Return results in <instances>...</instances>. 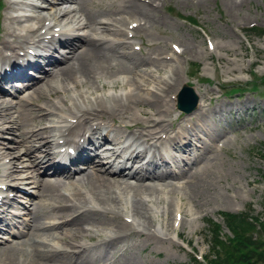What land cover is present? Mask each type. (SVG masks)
<instances>
[{
  "label": "bare ground",
  "instance_id": "bare-ground-1",
  "mask_svg": "<svg viewBox=\"0 0 264 264\" xmlns=\"http://www.w3.org/2000/svg\"><path fill=\"white\" fill-rule=\"evenodd\" d=\"M234 1L229 5L233 9L238 6ZM163 2L164 0H123L121 6L113 9L110 18L102 21L98 20L97 13L89 10L86 0H43L42 6H30L39 10L36 15L31 16H17L8 11L5 20L15 21L19 28L8 27L1 30L3 37H0V68L24 70L26 66H31L44 76L49 93H45L43 87L38 88L41 81L32 77L29 70L19 75L13 72L5 74L1 77L2 81L10 83L16 76L15 78L23 80L20 92L33 91V97L39 95L45 98L48 95L56 100H46L35 115L16 110L18 118L13 120L11 132L20 131V141L10 144L8 151H5L7 147L1 148L4 141H0V184H8L13 189L17 185L15 180L20 176V181L33 184L38 196L37 200L30 197L24 206L17 207V212L10 216L6 215V206L13 207L12 200L0 201V244L9 245L6 248L0 247V264H101L103 256L115 246L114 242L126 237L130 226H135L133 222L137 224L139 231L149 230L154 236H164L175 243L178 242L175 235L180 239L179 232H175L174 236L163 233L159 224H152L156 214L163 215L168 211L166 213L170 216L174 212L175 221L178 218L184 221L189 214L192 217L195 215L191 209L193 206L185 210L182 205L174 203L175 199L166 200L167 197H162V194L166 193L165 189L168 187L179 192L178 190L186 185L190 191L188 202L201 201L203 189H209L210 186L208 176L215 166L213 161L218 160L219 152L223 153V149L219 150L216 146L214 148L219 142L216 141L219 133L213 126L218 116L223 120L227 119V114L233 110L234 104L218 102L212 106L213 98L209 97L210 92H206L203 97H199L195 117L184 120L175 127L168 119L171 116L170 104L176 101L167 98L173 93L175 95L182 85L179 63L176 65L168 59L164 60V57L161 58L163 47L157 50L154 59L147 56L137 57L135 52H120L114 51L113 47L107 48L110 45L118 48L128 46V35L133 31L142 32L147 36L146 26L151 20V12ZM61 4L75 6L58 10ZM16 5L17 2L11 1L8 10L16 9ZM44 9L51 12H45ZM63 16L69 20L65 24L70 29V35L59 44L56 55L60 56V61L67 63L66 65L55 66L57 56L45 57L46 64L41 65L27 54H17L18 50L35 47L36 42L30 38V34L35 32L32 19L41 23L53 20L62 23ZM117 16L121 18L117 19ZM153 19L155 21L156 18ZM132 23H136V26L129 29L128 25ZM125 25L126 28L123 29ZM88 28L91 29L89 35L85 33ZM110 35L113 37H105ZM120 35L125 36L124 40L117 39ZM183 46L184 53H194L195 47L191 44ZM5 51L8 53L5 54ZM34 56L38 55L35 53ZM69 61H72L71 65ZM224 61L230 62L228 58ZM46 66H49L48 70ZM139 66H153L157 71H165L163 76H157L153 74L152 69L143 71L138 69ZM60 73H65L61 79V90L51 84ZM117 73L127 74L122 86L129 88V91L109 96L107 99L99 96L92 98L100 89V86L95 84L98 79L104 76L111 79ZM71 82L73 87L69 85ZM17 83H20V80ZM112 84L115 86V83ZM14 87L15 85L12 88ZM15 91L14 88L11 92L19 95ZM5 92L6 89L1 87L2 123L13 117L11 113L12 109H15L13 103L3 97ZM59 95L61 96L57 97ZM31 99L30 95L23 98L22 102L30 104ZM205 102L208 104L203 105ZM147 107L149 110L145 109ZM53 118L58 120L49 127L37 129L35 125L31 126L35 121L41 124L42 121ZM123 131H128V135L134 139L144 138L148 143L146 150L134 152L128 149L131 145L123 146ZM112 132L115 136L110 135ZM2 133L7 135L4 129H0V137L3 136ZM213 135L217 136L215 141L211 140ZM205 136L210 139L206 148L208 152L204 150ZM105 141H109L111 146H102ZM34 142L39 145L36 147ZM227 142L229 147L232 142ZM164 145H170L171 153L168 156L159 151ZM70 147L76 156L74 155L65 167L61 162L55 161L53 149L65 148L67 151ZM108 148L114 150L117 158L125 159L126 165L113 169L111 164L103 162L98 151ZM197 149L202 150L201 155L192 156L194 159L189 168L181 167L175 170L166 163L168 157L176 159L173 151L190 156L192 151ZM11 156H14L13 159ZM25 159L31 162V166L21 169L18 164ZM182 161L187 160L182 158ZM44 175H47L46 178L42 177ZM169 192L171 193V190ZM153 196L155 198L151 202L149 198ZM180 201L183 202L181 199ZM130 202L133 205L128 210ZM23 216L30 217V220L24 219ZM49 216H54V220L43 222V219ZM126 217L132 218V224L122 222ZM164 220V229L170 231L172 218ZM84 223H93L92 226L96 225L98 233L101 234L106 230L112 232L107 233L99 244L84 247L77 241L81 236L88 234L89 229L83 226ZM98 233L90 237L99 236ZM179 241L185 243L183 239ZM54 242H61L63 246L59 247ZM62 255L69 258H60ZM105 261L107 260L104 258L103 263Z\"/></svg>",
  "mask_w": 264,
  "mask_h": 264
},
{
  "label": "rangeland",
  "instance_id": "rangeland-1",
  "mask_svg": "<svg viewBox=\"0 0 264 264\" xmlns=\"http://www.w3.org/2000/svg\"><path fill=\"white\" fill-rule=\"evenodd\" d=\"M11 1L16 2L19 0ZM11 1L0 0V6H2L0 10V37H3V32L1 31L3 29L8 27L11 29H16L15 27L19 28V25L15 21L7 22L5 20V16L9 12L17 16H20L19 13H22V11L36 15L39 10L33 9L30 6L34 3L42 5L43 2V0H23L24 2L21 0L22 2L16 5V9L8 10ZM231 2L233 0H194L193 2L185 0H164L162 5L159 4L155 7L157 8L156 11L153 8L151 12L153 16L151 15V20L146 26L149 36L139 31H136V33L132 32V37L127 41L128 46L118 48L114 47L115 45H110L107 47H113L114 51L135 52L137 57L145 58L147 56L150 59H154L157 56V50L163 47L164 52L161 58L164 57V60L168 59L170 63L176 65L179 63L182 84L188 82L195 86L199 97H203L206 92L208 94L210 92L209 97L211 99L213 98V101H211L212 106H215L218 102L234 105L232 107L233 110L227 114V119L223 120L218 116L216 118V124L213 126L215 131L217 130L222 135L231 139L230 142L232 144L229 147L226 146L223 149V153L219 152L218 160L213 161L215 165L213 167L214 170L212 169L208 176L210 186H208L209 189H203L201 201L196 200L197 205L195 202H188L190 191L186 185L183 186L185 188L181 187L178 190L179 192L172 191V188L168 187L165 189L166 193L162 194V197H167L166 200L170 201L171 199H175L174 203L182 205L185 210L193 206L191 209L195 215L193 217L190 214L187 215L184 221H182V218H178L175 221L174 212L169 216L166 213L168 211H166V215H161V213L160 215L156 214L152 223L154 225L159 224L161 231L163 233H169L171 236H174L175 232H179L180 239L185 240V243L180 242V239L176 235L175 238L178 242L173 243L171 239H166L164 236H154L149 230L144 231L143 229V231H139L137 224L131 218L126 217L127 219H123L122 222L127 221L126 223L129 222V224L133 222L135 226L131 227L133 225L130 226L127 224L130 226L129 232L126 234L127 236L114 242L113 246H115L109 250L110 254L107 252L103 256L101 264H196L197 262L193 260V249L199 253V257L201 255L206 257L210 254L211 236L209 234L207 220L214 219L215 221L221 222L224 227V232L232 235L225 222H223L222 216L224 212L252 210L255 215L264 212V84L262 82L259 88L254 90L250 89L237 93L229 92L233 85L245 84L251 81L255 75L259 77L264 76V36L251 35L246 31L253 25L264 28V0H243L242 2L241 0H235L234 2L238 5L235 9L229 6ZM122 4L123 0H86V6L89 10L97 13L99 21L108 20L113 13V9L118 8ZM68 5H60V8L66 10L75 6V4ZM27 6L30 10L16 11L19 8L26 7L28 9ZM44 11L51 12L49 9H44ZM189 17H193L197 21V25L190 22ZM119 18L121 17L117 16V19ZM153 18H156L155 21ZM32 20L31 23L35 27V30H38V26L40 27L43 24V22H37L36 19ZM63 21L68 22L69 20L63 16ZM26 23L22 22V24ZM126 25L123 26V29L126 28ZM90 28L86 29L85 32L88 35L91 34ZM34 36L35 34H30V38H34ZM105 37L112 38L113 36ZM114 38L116 39V37ZM124 38L125 36L123 35L117 37L120 40H124ZM151 38L154 40L152 41ZM209 41L213 43V49L209 45ZM186 44H191L195 47L194 53L188 54V52H181L180 54L176 52L174 45L181 47L183 51V45ZM59 57H56L55 66L63 67L67 63H62ZM171 58H174L175 61ZM225 58H228L230 62L225 63ZM71 64L72 61H69V65ZM48 67L47 70L49 69ZM146 67L139 66L138 69H142L143 71L152 69L154 71L153 74L155 73L157 76H163L162 73L165 71H157L153 66ZM193 73H196L195 76H192ZM64 76L65 73H60L57 78L52 80V86L61 90V79ZM40 77L38 80L41 81V84L38 88L43 87V91L49 93L48 88L45 86L44 76L41 75ZM104 77L99 78L98 82L95 83L100 86V89L94 93L93 97L91 95L90 97L96 98L99 96L107 99L109 96L120 95L122 92L126 93L129 91V88L122 86L123 79H126L127 74L117 73L115 77L111 78L112 80ZM112 83H115V86ZM69 85H71L70 87L74 86L72 82ZM19 88L20 86H18ZM16 91L19 95H15V93H11V95L3 94V97L12 102L13 108H15L12 109L13 113H11L13 117L7 119V122L2 123L0 119V129H4L7 132V135L2 133L3 136L0 137V141H4L1 148L7 147L5 151H8L10 144L16 143L18 140L20 141V131H16L15 133L11 132L13 120H17L18 118L15 111H24L35 115L39 111V107L44 105L46 100H56L55 97L50 98L48 95L45 98H41L39 95L33 97V91L32 93L25 90L20 92V89ZM30 95L32 97L30 104L28 102H22L23 98H27ZM173 95L174 93L169 95L167 100L173 99ZM204 104L206 105L208 102ZM170 105L171 116L168 120L175 127L184 120L194 118V114L197 113L195 110V112L187 115L179 111L173 102ZM145 109L149 110L148 107ZM58 118L42 121L41 124L35 121L31 126L35 125L37 129L46 128L53 125V122H57ZM110 135L115 136L113 132ZM33 144L36 147L39 145L37 142ZM13 157L11 156L10 158L13 159ZM18 166L21 169L26 168L31 166V162L28 159L21 160ZM40 171L42 170L40 169ZM46 176L44 175L42 177L46 178ZM18 178L21 177H17L15 181H20ZM19 185L30 192L32 195H29L34 200L38 199L36 195L37 190L33 184L30 185L29 182L23 183L20 181ZM17 187L19 188L18 185L15 186V188ZM170 190L171 193L169 192ZM211 192L213 195H210ZM11 193L13 200L17 204H26V201L30 198L29 196H24L17 190H13ZM203 196L206 197L204 200ZM153 198L155 196L151 199L149 198V200L153 202ZM180 199L183 201L182 203ZM14 204L13 207H7L6 215L19 207L18 205L14 206ZM132 205L133 203L130 202L127 206L128 210L131 209ZM23 218L30 220V217L27 216H23ZM168 218H172V229L170 231L164 229V223L166 221L164 219ZM53 220L54 216H49L43 219V222H52ZM138 220L141 221L140 219ZM92 225L94 224H83L89 231L88 234L81 236V239H77L78 244L84 247H93L99 244L103 237H106L107 233L112 232V230H106L105 233H98L99 231H97L98 228L96 225ZM95 233L100 235L90 237V235H94ZM56 244L59 247L63 246L61 242H57ZM8 246V244H0L2 248ZM64 256L65 258H69L67 255L59 257L64 258ZM104 258L107 260L105 261L106 263H103ZM200 261L203 264L201 258Z\"/></svg>",
  "mask_w": 264,
  "mask_h": 264
},
{
  "label": "trees",
  "instance_id": "trees-1",
  "mask_svg": "<svg viewBox=\"0 0 264 264\" xmlns=\"http://www.w3.org/2000/svg\"><path fill=\"white\" fill-rule=\"evenodd\" d=\"M252 32L264 34L259 28L252 29ZM223 219L232 235L224 232L223 224L208 220L210 254L204 256L203 264H264V212L259 215L252 210L224 212Z\"/></svg>",
  "mask_w": 264,
  "mask_h": 264
},
{
  "label": "water",
  "instance_id": "water-1",
  "mask_svg": "<svg viewBox=\"0 0 264 264\" xmlns=\"http://www.w3.org/2000/svg\"><path fill=\"white\" fill-rule=\"evenodd\" d=\"M198 102L199 96L195 92L194 88L189 85H185L178 95V108L187 113H191L197 108Z\"/></svg>",
  "mask_w": 264,
  "mask_h": 264
}]
</instances>
